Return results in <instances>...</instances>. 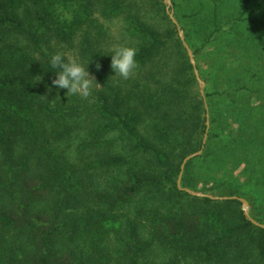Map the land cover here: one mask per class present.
<instances>
[{"label": "trees", "instance_id": "trees-1", "mask_svg": "<svg viewBox=\"0 0 264 264\" xmlns=\"http://www.w3.org/2000/svg\"><path fill=\"white\" fill-rule=\"evenodd\" d=\"M151 3L0 0V264H264V227L239 199L178 187L184 158L204 144L206 110L190 95L186 51L169 79L148 68L176 34L144 19ZM249 3L213 33L264 24ZM119 15L137 51L128 78L108 54L105 20ZM57 52L88 65L87 98L51 86ZM75 138L73 160L62 144Z\"/></svg>", "mask_w": 264, "mask_h": 264}, {"label": "rangeland", "instance_id": "rangeland-1", "mask_svg": "<svg viewBox=\"0 0 264 264\" xmlns=\"http://www.w3.org/2000/svg\"><path fill=\"white\" fill-rule=\"evenodd\" d=\"M215 1L220 4L218 19L213 15V0H152L143 9L144 19L159 30L169 26L176 34L155 59L157 65L151 63L148 68L169 79L184 64L185 51L192 64L184 42L188 45L198 70L197 76L192 64L195 79L191 71L186 72L192 77L189 91L193 99L203 100L208 127L206 142L191 154L202 151L190 159L187 169V163L184 166L180 186L213 197L232 192L246 199L250 216L264 224V24L239 20L228 31L213 33L241 11V0ZM249 6L250 17L264 20V0H250ZM105 25L113 47L131 42L123 15L105 20ZM77 141L62 144L73 160ZM178 180L179 176L177 184ZM152 258L165 257L155 250Z\"/></svg>", "mask_w": 264, "mask_h": 264}, {"label": "clouds", "instance_id": "clouds-1", "mask_svg": "<svg viewBox=\"0 0 264 264\" xmlns=\"http://www.w3.org/2000/svg\"><path fill=\"white\" fill-rule=\"evenodd\" d=\"M108 54L111 56L110 67L113 73L128 78L137 63L136 49L130 46H118ZM50 68L55 71L51 86L67 89V93L78 94L84 98L91 94L96 81L90 75L88 65L85 66L75 58L65 60L63 54L57 52L50 57Z\"/></svg>", "mask_w": 264, "mask_h": 264}, {"label": "water", "instance_id": "water-1", "mask_svg": "<svg viewBox=\"0 0 264 264\" xmlns=\"http://www.w3.org/2000/svg\"><path fill=\"white\" fill-rule=\"evenodd\" d=\"M167 9H168V12L171 14V12L169 11V6H167ZM180 33H181V38L184 39V35H183L182 31H181ZM184 44H185V46H186V48H187V50H188V52H189V56H190L191 62H192V64L194 65L195 72H196V74H197V76H198V70H197V68L195 67V60H194L193 54H192L190 48L188 47V45H187L185 42H184ZM207 127H208V125H207ZM206 137H207V133L205 134V137H204V140H203L204 143L206 142ZM201 151H202V150H200L199 152H197V153H195V154L188 155V156H186V157L184 158V160H183V162H182V164H181V172H180L179 180H178V187H179L180 189H185V190L188 191V192H192L190 189H188V188H183L182 186H180V178H181L182 172H183V170H184V166H185V164L187 163V161L190 160L191 158H193L196 154L200 153ZM220 198H222V199H226V198L239 199V200L242 202V204H243V210H244L245 215H246V216H247V217H248V218H249L254 224H257V225H260V226L264 227V224L259 223L257 220H255L254 218H252V217L250 216L249 211H248V201H247L246 199H244V198H242V197H239V196H237V195H232V196H229V197H220Z\"/></svg>", "mask_w": 264, "mask_h": 264}]
</instances>
